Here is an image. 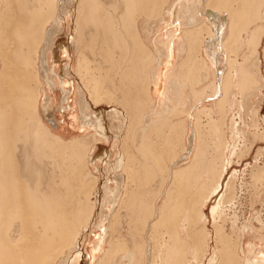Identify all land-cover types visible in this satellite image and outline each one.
Here are the masks:
<instances>
[{
	"label": "bare ground",
	"instance_id": "bare-ground-1",
	"mask_svg": "<svg viewBox=\"0 0 264 264\" xmlns=\"http://www.w3.org/2000/svg\"><path fill=\"white\" fill-rule=\"evenodd\" d=\"M34 2L32 3V0H0V264H71L70 262L80 264V261L82 264H93L98 255L97 252L101 251L105 244L104 236L99 244L94 246L95 251H89L84 245V231L88 229L90 232L95 227V223L96 226L98 225L95 220L99 211L93 201L94 194L100 183L105 180L103 185L105 194L109 192L117 196L123 178L122 175L115 173L116 169L122 166L124 158L127 159L126 163L131 165L130 162L134 161L136 156L131 151L116 152V158L113 160L112 149L114 147H110L115 137L112 133L114 131L113 121H118L121 126L123 120L128 119L127 114L124 112L125 109L121 110L113 104L102 105L103 100L112 102L115 96L111 89L106 88L105 84L109 77L106 70L103 71L101 65L100 67H97L95 63L91 65V62H96V59L92 61L85 53L81 52L76 73L73 74L75 64H72L74 57L72 52L75 51V44H81L83 49L90 48L95 56L101 57L100 64L109 62L110 65H118L121 59L132 51L133 55L128 56V62L122 69L121 80L129 82L132 84V88L136 89V82L141 78L146 83L145 93L149 96L148 83L151 75L145 72L143 64L148 56L145 61L143 57L150 52V48L143 38L139 18L141 16L149 18L148 15L157 10V5H155L157 1L120 0L123 6L121 30L117 29L115 16L105 11L102 0H81L76 22L71 17L75 11L69 4L70 0H34ZM201 3H204L203 8L200 7ZM114 4V11H117L119 7L116 3ZM262 5H264V0H187L186 4L182 3L179 14L186 13L190 25L198 17H202L204 20L208 19L211 22V27H206L203 24L197 28L185 29L180 38V23H171L170 27L174 29L171 28L172 31L167 33L165 42L167 60L173 61L176 46L180 45L179 49L183 50L185 44L191 53L193 48L199 52L202 43L207 44L212 54L210 56L212 64L217 68L215 75L219 81L220 90H223L225 94L219 103L223 107L224 101L228 100V90L231 86L229 80L233 76L230 72L224 80L222 78V72L218 68L221 50L223 47L226 50L229 49L230 41L235 39V35L240 34V31L236 29L238 25L240 29L244 28L260 17ZM167 13L173 17L174 9L168 10ZM154 15L153 13V17ZM64 22L65 26L66 24L71 25L69 32L61 28L64 26ZM225 29H229V37L222 45ZM123 31L126 32L129 39L124 36ZM86 33H88V38ZM259 35H253V40L256 43L255 48L258 47L262 38V35ZM238 37L236 38L238 39ZM183 40L184 43H182ZM46 50L51 51L49 56L50 60L54 61V65L60 66L62 69L61 73L55 70L58 71V75H56L59 78V85L56 80L47 79L45 82L50 86L52 92L60 86L62 92L60 100L63 103V108L71 105L68 102L71 94L70 87L77 88L79 95L77 104L75 107H71L76 111L79 108L78 112L81 115L75 114L74 122H72L73 128L85 131L81 136L66 139L63 131H55L48 127L40 116L43 83L39 68L43 67L45 63ZM117 50L120 51L119 56L115 55ZM151 56L153 57V54ZM228 57L227 55L225 60L229 62ZM188 58L190 59L191 56L188 55ZM202 58H200V54L196 58L200 67L207 65L206 60ZM151 60L153 59L151 58ZM41 63L42 66H40ZM74 75L77 77H73ZM188 75L191 73L186 72V76ZM251 78L252 76L247 71H240L238 86L241 90H244L251 82ZM155 79H159V74ZM77 82L80 84L76 87ZM172 89L174 90L175 87ZM198 93L195 91L196 103L193 110L189 111L192 117L197 106L202 103V98ZM58 95L60 94L58 93ZM74 96L76 97V95ZM75 97H71L74 102ZM123 97L125 108L129 102L126 101L125 95ZM51 98L49 99L51 100ZM167 99H169L168 104L171 105L173 100L171 97H167ZM179 99L180 103L184 101L182 96ZM139 102L138 105L140 104L144 110L145 104L143 105L141 99ZM91 104L96 105L97 109L91 113L85 112L84 109L89 108ZM174 109L173 111H177V108ZM184 112L182 111L180 114ZM201 113L202 111H198L196 114V128H192L190 133L188 129V133L185 134V136L189 134V145H185L180 152L165 132H162L164 134L162 136H165L164 155L162 151L153 150L152 139L149 136L151 124H147L141 130L142 139L139 152L144 156H149L155 165L159 164L161 169L163 167L166 170V175L164 174L165 176L161 180V189L155 194L153 207H150L151 212L147 221L149 224L153 222L152 218L157 214L156 203L165 194L166 203L163 214L159 220L153 223V227L158 230L161 226H166L169 229H167L169 240L166 239L167 241L162 244V247L165 246L162 249L166 253L159 252L155 264H184L181 263L180 254L184 251L188 252L184 250L187 238L181 234L182 229L187 237L194 242L200 241L199 243L203 244L206 243V239L212 241L213 238L212 232L197 228L199 221L206 219L201 204L207 202L210 196H205L207 190L196 188L200 181L199 178H204L203 171L206 173L205 176L209 177L219 174L215 184L218 188L225 172L224 167L219 169L213 162H210L207 167L203 168L200 164H196L198 163L196 160L188 168L181 167L174 170L175 165L184 154L193 152L197 134L199 140L196 150L197 157H202L204 154ZM146 115L149 114L145 112V114L139 115L141 124ZM33 117H36L35 120L37 119L33 123L34 128L30 125L32 123L30 120ZM167 117H165L167 119L166 127L172 131L173 127L170 126ZM165 118L163 117L164 120H166ZM160 121L164 124L163 120ZM153 122L151 120L150 123ZM55 127L59 128L57 124ZM92 130L99 135L98 141L103 140L110 146L99 142L100 144H95L92 147L94 143H97L95 142L97 135L91 133ZM159 130L158 134L162 131ZM125 139L128 140V137ZM21 141L25 142L24 147L27 152L25 163L27 175L20 165L21 161H18L16 157L18 142ZM40 143L43 145L40 146ZM169 155L171 157L167 160ZM45 156L50 159L49 161L54 162L55 170L58 171V174L52 171V177L47 185L42 181L40 166L36 164L38 162L34 161L38 159L43 163ZM102 164L107 168L105 171L103 167L102 176L104 177L95 178L92 175L93 170L99 166L102 169ZM127 164L124 165V170L128 173V179L134 183L133 186L138 188L135 178L139 174V170L132 172ZM141 169L144 170L145 181L149 183L156 174L154 166L144 163ZM112 182L116 187L110 186ZM212 191L215 193L217 189L213 187ZM139 198L140 190L134 189L129 201L134 203ZM116 199L118 198L116 197ZM144 202L146 201L144 200ZM140 203L143 204L141 201ZM142 208L147 210L143 205ZM217 211L218 205L212 208L211 214L215 217ZM15 222L20 223L14 225ZM98 229L104 233L102 221H100ZM214 230L215 239H213L216 244L213 256L208 261L209 264H245L239 253L241 241L238 239L236 242H231L230 238L223 234L224 231L222 232L217 226ZM210 243L209 247H211ZM144 248L148 261L151 254L150 242H147ZM192 249L193 246L189 250ZM201 256L203 257V254ZM260 263H263V260ZM252 264H256V262Z\"/></svg>",
	"mask_w": 264,
	"mask_h": 264
},
{
	"label": "rangeland",
	"instance_id": "rangeland-1",
	"mask_svg": "<svg viewBox=\"0 0 264 264\" xmlns=\"http://www.w3.org/2000/svg\"><path fill=\"white\" fill-rule=\"evenodd\" d=\"M156 1L155 5H157V10H154V12L149 15L147 14L149 18H145L143 16L139 18V20H141L140 26L143 38L145 39L146 44H148L150 52L152 51L151 53L148 52L146 56L144 55L143 57L144 61L147 56V58L150 59H147L143 63L145 65V72L147 74L150 73L151 75L148 83L149 96L145 93L146 83L144 80H141V78H139L136 82V89L132 88V84L129 82H122L121 80L122 69L128 62V56L133 55L132 51L130 54L125 55L118 65H110L109 62L100 64L101 57L95 56V53H93L90 48L83 49L84 47H81V44H75V51L73 50L72 52L74 56L72 64H75L73 74L76 73L81 52L85 53L92 61L96 59V62H91V65L95 63L97 67H100L101 65L103 71L106 70L105 72L109 75L105 84L107 85L106 88L108 87L107 89H111L113 95L115 96V100L113 99L112 102L103 100L104 102H102V105L109 103L119 107L121 110H126H124V112L127 114L128 119L126 121L123 120L121 126L118 121H113L114 131L112 133L115 137L113 138L114 140L112 143L114 145H107L108 143L103 140H101V142L107 146L114 147V149H112L114 155L113 160L116 158V152L131 151L136 156V159L130 162L131 165L127 164V159L124 158L122 166H116L118 169H116L117 171L115 173L122 175L123 178L117 196L110 194L109 192L105 194V187H103L105 180L102 181L101 179L102 183H100L98 190L95 192L93 201H95L97 211H99L95 222L97 221L99 225L100 221H102L104 233L98 229V225L96 226L95 223V227H93L95 229L92 228V231L90 232H88V229L84 231V245L87 249H89V251H95L94 246L96 247V245H98L105 236L103 249L97 252L98 255L93 264H155V262H157V254L159 252L166 253L164 249H162L165 248V246L162 247V244L169 240V229L166 226H161L158 230H155L153 227V223L159 220L163 214L166 203L165 194H163L161 199L156 203L157 214L152 218L153 222L151 224L147 223L148 216L151 212L150 207H153L154 198L156 196L155 194H157V192L161 189V180L162 177L166 175V170L163 169V167L162 170L159 164L155 165L149 156H144L139 152V146L142 139L141 130L143 127H146L147 124H151L150 126H152V128L149 130V136H151L150 138L152 139L151 147L153 150L159 152L162 151L164 155V149H166L164 148L165 136H162L164 135L162 132H165V134L169 135L172 142L176 145V148L180 152L185 145H189V134L188 136H185V134L188 132L190 133L192 128H196V114L198 111H202L200 120L204 140L202 145L204 154L202 157H197L196 150L199 142L197 134L193 152L191 154H184L174 167V170L181 167L188 168L196 160H198V163L196 164H200L203 168L207 167L210 162H213L217 167H219V169H223L224 167L225 172L222 175L218 188H216L217 185L215 184L219 174L213 176L211 175L209 177L208 175L205 176L206 173L203 171L202 173L204 178H199L200 181L197 183L196 189L203 188L207 190V194L205 196H210V198L207 199V202L201 204V209L206 219L200 220L197 228H199V230L203 229L204 231L208 230L212 232L213 238L215 239L214 228L216 226L219 227L222 232L224 231L223 234L230 238L231 242H236L238 239L241 241V249L239 253L241 254L245 264H252L254 262H256V264H263L264 34L262 35V33L264 32V5H262L260 17L258 19L249 23L244 28H241L242 30L238 25L236 29L240 31V34L238 33L239 35L235 36L239 37L238 39L235 37L236 41L234 39L233 41H230L231 43L229 44V49L232 50H226L224 47L221 50L220 66H218V68L222 72V78L224 80L225 76L230 72H232L233 76L229 80L231 82V86L228 90V100L224 101L225 103L222 107L219 103L224 98L225 94L223 90H220V84L215 75L217 68H215L212 64L210 57L212 54L210 53L207 44L202 43V48L200 47L201 50H199V52H196L195 48H193L191 53L189 51V47L185 44V49L183 50L179 49L180 45L176 46L175 55L172 59L173 61L167 60V56L165 54L167 33L174 29L173 27H170L171 23H180L181 34L179 37L181 38L182 31L185 29L197 28L200 25L203 26V24H205L206 27H211V22L208 19L204 20L202 17H198L190 25L187 14H179L182 3L186 4L187 0ZM80 2L81 0H70L69 3L73 6L75 11L71 16L74 18V22H76L75 20ZM102 2L105 11L110 13V15L115 16V23L118 25L117 29L121 30L122 28L120 27V23L123 6L121 5L120 0H102ZM32 3H35L34 0H32ZM114 3H116L119 7L117 11H114ZM203 4L204 3H201V8L204 7ZM170 9H174L173 17H170L167 13ZM153 13L155 14L154 17ZM69 27L71 28V25L68 26L66 24L65 26L64 22V26L61 28H64L66 32H69ZM238 30L236 31L238 32ZM123 33L124 36L129 39L126 32L123 31ZM256 34H260L259 36L262 35L257 48H255L256 43L255 40H253V35ZM86 37L88 38V33H86ZM228 37L229 29H225L224 36L222 37V45L226 43ZM182 43H184V40ZM232 43H234V46H232ZM50 52V50L45 51V63L43 64V67L39 68L43 83L41 86L42 98L40 102V116L48 127L55 131H63V134L66 135V139L81 136L85 133V131L83 129L79 130L73 128L74 115L77 113L78 116L81 115V113L78 112L80 111L79 108L77 111L72 108L76 106L77 99L79 97L77 94V88H74L73 86L70 87L71 94L68 102L71 105L63 108V103L60 100L62 98L60 86L52 92L50 86L45 82L47 79H51L52 81L56 80L58 85L60 84L57 75L58 71L61 73L62 69H60V66L56 67L54 65V61L50 60ZM152 54L153 57L151 56ZM198 54H200V58L203 57L202 59L206 60L207 65L203 67L199 66V62L196 60ZM115 55L119 56L120 51H115ZM188 55L191 56L190 59H187ZM227 55L229 56V62L225 60ZM151 58L153 60H151ZM146 64L150 65L147 66ZM40 66H42V63ZM230 68L232 69L230 70ZM241 70L247 71L252 76L251 82L244 88V90H241L238 86ZM186 72L191 73V75L186 76ZM158 74L159 79L157 80L155 78ZM73 77L77 76L74 75ZM79 84L77 82L76 87ZM65 86L69 88V86ZM173 87H175L174 90L172 89ZM195 91L199 92L198 94L200 95V98H202V103L197 106V109H195L192 117L189 111L191 109L193 110L194 104L196 103L197 98L195 96ZM58 93L60 95H58ZM74 95H76V97ZM123 95L126 96V101L129 102L125 108L122 101L124 99ZM169 96L173 100L171 105L168 104L169 99H167V97L170 98ZM180 96H182V99L184 98L182 103H180ZM51 97L54 98L52 99ZM71 97H75V102L73 98L71 99ZM49 98H51V100ZM45 99L46 101H44ZM140 99L143 105L145 104L144 110L140 104L138 105V103H140ZM174 108H177V111H173L175 110ZM96 109V105L91 104V106L84 109V111L86 110L85 112L91 113ZM161 111H163V113H161ZM182 111L185 112L180 114ZM145 112L149 115L144 117V120H142L143 123L141 124L139 115L145 114ZM163 117L168 118L170 126L173 127L172 131L169 130V127H166L167 119L165 118L166 120H164ZM35 118L36 117H33V119L30 120L32 122L30 123L32 128H34L33 123L37 121ZM116 119H118V116H116ZM151 120L154 122L150 123ZM160 120H163L164 124H162V121ZM56 124L59 128L55 127ZM159 129L162 131L158 134L157 132L160 131ZM183 130L185 131L184 133ZM91 133L95 134V131L92 130ZM96 135L97 134H95V136ZM96 137V141L94 138L93 141L97 143H94L92 147H94L95 144L97 145L101 143L100 140L98 141L99 135ZM125 137H128V140H126ZM116 142L117 145L115 146ZM18 143V150L16 151V153H18L16 154V157L18 161H21L20 165L27 175V171L25 169V163L27 160V152L24 147L25 142L21 141ZM41 143L39 144L40 146L43 145ZM170 157L171 155L168 156L167 160H169ZM47 158V156L43 157V163L38 159L34 160L37 161L38 163L36 164L40 166L42 181L45 185L50 182L52 171H54L55 174H58V171L55 170L54 162L49 161L50 159ZM144 163H149L154 166V173H156L149 183L145 181L144 170L141 169V166ZM125 164L129 166L132 172L133 170H139V174H137L135 178L138 188L133 186L134 183L128 179V173L124 170ZM101 167L102 169H100L99 166L93 170L92 175L95 178L98 176L100 178L104 177L102 176L103 167L105 171L107 168H105V165L103 164ZM156 167L158 169L160 168V170ZM110 186L112 188L116 187L114 182L110 183ZM213 187L217 189L215 193H212ZM134 189L140 190V198L134 203H131L129 201V197ZM116 197L118 199H116ZM144 200L146 202H144ZM140 201L143 203V207L147 208V210L142 208ZM216 205H218V211L215 213L214 217L211 214V210ZM19 223L20 222H15L14 225ZM38 229L41 230L40 227H38ZM182 231L183 232H181V234L187 238V240L185 239L186 244L184 245V250L188 253L184 251L180 254L181 263L185 264L188 260L186 264H209L208 261L210 257L213 256L212 253L215 250V240L212 238V241L211 239H206V243L203 244L199 243L200 241H195V243L194 240L187 237L183 229ZM157 238H160L158 239L159 243ZM147 242H150L151 244V254L148 261L144 248ZM209 243L211 247L208 246ZM192 246L193 249L189 250ZM159 248L160 250L158 251ZM202 254L203 257L201 256ZM182 256H186L185 259H183ZM262 260L263 263H260ZM70 263L73 264L72 262ZM80 264H82V261H80Z\"/></svg>",
	"mask_w": 264,
	"mask_h": 264
}]
</instances>
